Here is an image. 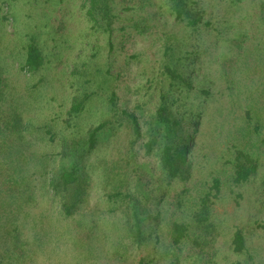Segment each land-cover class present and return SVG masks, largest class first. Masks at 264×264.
Masks as SVG:
<instances>
[{"label": "rangeland", "instance_id": "obj_1", "mask_svg": "<svg viewBox=\"0 0 264 264\" xmlns=\"http://www.w3.org/2000/svg\"><path fill=\"white\" fill-rule=\"evenodd\" d=\"M163 1L152 0L147 11L142 12L137 8L139 0H116L114 31L106 35L88 23L81 10L82 0H0V74L5 80L0 106L5 112L19 103L25 118L35 122L55 120L60 125L79 89V77L73 71L82 69L84 62L103 70L100 74L92 72L98 81L110 71L120 106L131 108L139 100L153 110L161 91L170 87L164 75L165 64L181 58L179 63L190 77L192 88L178 89L180 113H201L190 155L189 181L158 182L160 171L155 160L142 148L135 149L142 168L132 169L131 186L134 188L136 178H141L150 197V216H156L157 211L160 214L159 223L151 221L152 237L148 242L138 247L122 233L120 218L109 212L105 196L111 187L103 183L92 191L86 209L100 224L97 238L93 239L99 245L97 253L90 255L86 251L89 238L77 230L83 254L71 250L64 254L56 249L58 253H39L32 264H64V257L66 264H139L143 259L150 264H264V236L257 229V223L264 219L260 195L264 177V0H188L199 12L195 26L187 20L177 22ZM146 17L150 29L141 35L134 25ZM29 37L38 39L47 57V67L35 76L21 68ZM168 47L173 50L166 51ZM168 53L174 54L172 59ZM203 90L209 94L204 95ZM32 99L40 104L37 110L29 111ZM102 114L98 104L81 125L97 122ZM125 137L115 139L108 153L100 156L104 162L115 160L123 166L120 159L127 151ZM234 144L253 152L260 163L257 177L240 186L229 179L228 161L234 158ZM215 176L221 178L223 186L220 195L213 198L219 235L212 249L198 254L187 243L177 251L172 246L169 222L185 217L187 211L179 209L175 198L187 190L185 204L197 203ZM46 207L43 203L34 212L39 228L57 227L65 232L66 239L67 228L75 231L80 219L58 221L56 210L47 207L45 211ZM238 229L246 236L243 254L233 250V235Z\"/></svg>", "mask_w": 264, "mask_h": 264}, {"label": "trees", "instance_id": "obj_2", "mask_svg": "<svg viewBox=\"0 0 264 264\" xmlns=\"http://www.w3.org/2000/svg\"><path fill=\"white\" fill-rule=\"evenodd\" d=\"M115 2L82 0L81 10L97 32L112 35L117 18ZM151 3L152 0H139L137 8L146 12ZM163 3L177 22L187 20L190 26L198 23L199 12L190 6L188 0H164ZM261 12L264 19V2ZM148 22L149 17L143 18L142 23H136L134 28L143 35L150 29ZM24 49L22 70L35 76L47 67L44 48L37 38L29 37ZM169 50L173 48L166 49ZM173 55L168 53L170 59ZM180 59L165 64L164 75L170 80V87L161 91L159 102L153 110L147 109L139 100L131 108L120 106L119 96L112 88L114 84L110 71L103 73L102 80L98 81L92 72L100 74L103 70L87 62L83 63L82 69L73 71L79 77L76 81L79 89L72 96L70 108L60 125L55 120L35 122L30 117L25 118L19 103L8 112L0 106V264H32L39 253L61 251L66 254L71 250L83 254L84 245L77 237V230L80 235L89 238L86 251L90 255L97 253L99 245L93 239L97 238L95 234L100 224L86 209L92 191L103 183L106 188L111 187L105 196L109 212L120 218L122 233L138 247L151 239V221L159 223L160 214L157 211L156 216H150V197L144 190L145 183L141 178H136L134 188L131 186L132 169L142 168L136 147L142 148L147 156L155 160L160 171L158 182H186L192 176L190 155L201 113L191 110H187L184 116L180 113L178 89L180 86L192 88L191 79L179 63ZM4 85L5 80L0 74V102L5 95ZM92 85L96 87L92 89ZM201 93L209 94L207 90ZM39 104V101L32 99L28 104L29 111L37 110ZM98 104L103 108L101 118L82 126L86 115ZM247 117L251 119L249 112ZM124 135L128 143L127 151L120 159L123 166H119L120 162L115 160L104 162L100 156L108 153L115 139ZM231 151L234 155L228 161L231 165V183L240 186L251 182L259 173L258 158L237 144L232 146ZM222 186L221 178L215 176L212 186L198 198L197 203L185 204L187 190L175 198L179 209L187 211L185 217H177L169 222L172 246L177 251H182L187 243H191L198 254H206L207 250L212 249L219 235L213 217V198L220 195ZM260 195L264 201V177L260 184ZM43 203L56 210L58 221L80 219L75 224V231L67 228L66 234L69 236L66 239L65 232L57 227L39 228L34 212ZM88 217L91 219L87 220ZM257 229L264 236V219L257 223ZM50 244L53 247L49 248ZM232 244L235 253L246 252V236L242 229L234 233ZM63 245L65 250L62 249ZM62 260L64 264L67 263L65 257ZM139 264L150 263L143 259Z\"/></svg>", "mask_w": 264, "mask_h": 264}]
</instances>
